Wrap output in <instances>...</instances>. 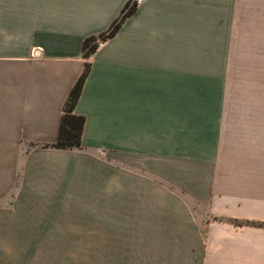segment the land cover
<instances>
[{"label":"crops","instance_id":"0c3cea01","mask_svg":"<svg viewBox=\"0 0 264 264\" xmlns=\"http://www.w3.org/2000/svg\"><path fill=\"white\" fill-rule=\"evenodd\" d=\"M128 1L0 0V264H264V113L228 80L264 0H143L85 56Z\"/></svg>","mask_w":264,"mask_h":264},{"label":"trees","instance_id":"16d2710c","mask_svg":"<svg viewBox=\"0 0 264 264\" xmlns=\"http://www.w3.org/2000/svg\"><path fill=\"white\" fill-rule=\"evenodd\" d=\"M137 6L134 0H129L120 15L113 21L108 30L100 33L99 35H92L84 41L83 49L85 56H89L91 53L96 51L97 42L99 39H108L114 36L124 20L135 12ZM88 67L79 77L77 83L71 90L68 100L65 104V111L62 117L61 130L59 139L55 146L60 148H74L79 147L82 142V133L85 124V117L83 115L74 112V109L81 96L83 86L88 74Z\"/></svg>","mask_w":264,"mask_h":264},{"label":"rangeland","instance_id":"374dc122","mask_svg":"<svg viewBox=\"0 0 264 264\" xmlns=\"http://www.w3.org/2000/svg\"><path fill=\"white\" fill-rule=\"evenodd\" d=\"M237 53L239 60L231 63L232 73L228 79L233 91L230 97L232 100L249 97V103H258L257 105H261L260 108H262L259 112L264 113V52L262 47L239 46ZM80 246H84V239L79 240V250L83 249ZM77 259L79 264H84L85 254L79 252Z\"/></svg>","mask_w":264,"mask_h":264},{"label":"built area","instance_id":"2783aa9c","mask_svg":"<svg viewBox=\"0 0 264 264\" xmlns=\"http://www.w3.org/2000/svg\"><path fill=\"white\" fill-rule=\"evenodd\" d=\"M143 0H134L135 5L138 6L142 3ZM105 44V40L104 39H99L97 42V49L102 47Z\"/></svg>","mask_w":264,"mask_h":264}]
</instances>
